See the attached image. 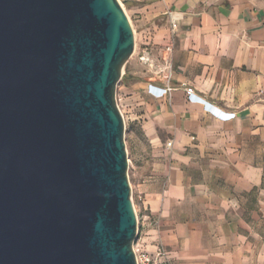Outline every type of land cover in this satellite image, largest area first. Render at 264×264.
<instances>
[{
  "label": "water",
  "instance_id": "95a60500",
  "mask_svg": "<svg viewBox=\"0 0 264 264\" xmlns=\"http://www.w3.org/2000/svg\"><path fill=\"white\" fill-rule=\"evenodd\" d=\"M118 0H0V264H137Z\"/></svg>",
  "mask_w": 264,
  "mask_h": 264
},
{
  "label": "crops",
  "instance_id": "0c3cea01",
  "mask_svg": "<svg viewBox=\"0 0 264 264\" xmlns=\"http://www.w3.org/2000/svg\"><path fill=\"white\" fill-rule=\"evenodd\" d=\"M126 1L139 52L116 100L143 142L137 247L172 264H264V0Z\"/></svg>",
  "mask_w": 264,
  "mask_h": 264
},
{
  "label": "rangeland",
  "instance_id": "374dc122",
  "mask_svg": "<svg viewBox=\"0 0 264 264\" xmlns=\"http://www.w3.org/2000/svg\"><path fill=\"white\" fill-rule=\"evenodd\" d=\"M119 3L121 4L122 8L124 9L125 12H127L129 18L131 19V23L133 24L135 30H136V34H137V50H134V53L132 55V57L130 58L129 61H131L139 52L138 51V44H139V36H138V29L136 28V24H135V19L134 17L129 13V7H128V2L126 0H118ZM134 3H138L136 2V0H132ZM127 68V64L124 66L123 71H122V76L123 73L125 71V69ZM117 98V96H116ZM125 122V147H126V152H127V160H128V181L130 184V188H131V199L133 202V206H134V210H135V214L137 217V222H138V234H139V211H138V206H137V199H136V194L135 191L133 189V181H132V173H133V169L134 167L137 165V163L139 162L137 154L140 151V149L143 146V142L141 139V133H140V129L139 126L135 125V126H131L128 123ZM136 245V244H135Z\"/></svg>",
  "mask_w": 264,
  "mask_h": 264
},
{
  "label": "built area",
  "instance_id": "2783aa9c",
  "mask_svg": "<svg viewBox=\"0 0 264 264\" xmlns=\"http://www.w3.org/2000/svg\"><path fill=\"white\" fill-rule=\"evenodd\" d=\"M138 60L142 64L147 66H151L152 64L150 54L147 50L142 51L141 53L138 54ZM171 90L172 89L170 88H156L152 86L149 87V92L157 97H163L165 95H168ZM185 93L189 100H193L194 98H196V96L194 95V91L191 88H187L185 90ZM171 146H172V142H168L167 147H171ZM133 250L137 264H172L162 248H158L154 253H147L142 251L139 247H137V245H134Z\"/></svg>",
  "mask_w": 264,
  "mask_h": 264
},
{
  "label": "bare ground",
  "instance_id": "6f19581e",
  "mask_svg": "<svg viewBox=\"0 0 264 264\" xmlns=\"http://www.w3.org/2000/svg\"><path fill=\"white\" fill-rule=\"evenodd\" d=\"M133 32H134V30H133Z\"/></svg>",
  "mask_w": 264,
  "mask_h": 264
}]
</instances>
